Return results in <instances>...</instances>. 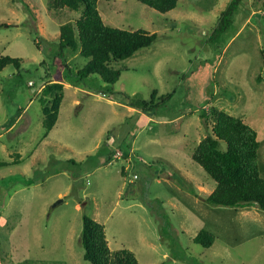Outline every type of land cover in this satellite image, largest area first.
I'll use <instances>...</instances> for the list:
<instances>
[{"label":"rangeland","instance_id":"rangeland-1","mask_svg":"<svg viewBox=\"0 0 264 264\" xmlns=\"http://www.w3.org/2000/svg\"><path fill=\"white\" fill-rule=\"evenodd\" d=\"M52 1L0 0V54L22 60L0 74V161L10 164L0 167V264H92L85 215L105 226L113 251L131 250L141 264H264V211L208 201L217 183L193 159L214 127L202 112L216 107L258 132L264 176V0H242L220 33L232 0H178L168 13L99 0L107 25L158 35L112 64L121 71L114 85L80 81L90 59L62 51L60 34L84 7ZM61 81L72 87L45 138L54 96L42 91ZM155 92V109L120 104ZM203 229L214 236L209 248L194 241Z\"/></svg>","mask_w":264,"mask_h":264},{"label":"trees","instance_id":"trees-1","mask_svg":"<svg viewBox=\"0 0 264 264\" xmlns=\"http://www.w3.org/2000/svg\"><path fill=\"white\" fill-rule=\"evenodd\" d=\"M241 1L232 0L222 11L219 27L215 33L223 32L232 24V18ZM142 2L161 13H168L178 6V0H142ZM51 5L56 9L69 8L74 11L84 7L83 15L75 23L68 22L61 26L60 34L62 51L70 49L90 59L89 64L78 71L80 81L99 75L105 82L114 85L121 71L114 69L112 64L115 61L131 58L139 50L152 46L157 40V33L144 29L132 31L107 25L99 10V0H53ZM21 61L19 58L0 54V74L8 65L20 67ZM42 93L43 99L48 95L54 96L49 103L44 104L43 108L46 138L58 122L64 100V84L49 83ZM156 95L155 92L151 101L126 102L144 111L152 110L159 106L156 100L161 99V97L156 99ZM164 98L165 96H162V100ZM202 117L207 121L213 120L214 127L212 132L199 143L193 159L217 183L208 201L239 208L256 205L264 211V176L260 166L262 145L258 132L240 117L216 107L211 112L203 110ZM112 153L110 161L114 155ZM9 165L8 162L0 161V167ZM194 241L209 248L214 243V236L203 229ZM82 244L85 249V259L92 264H141L131 250L113 251L109 245L105 226L88 215L84 216Z\"/></svg>","mask_w":264,"mask_h":264},{"label":"crops","instance_id":"crops-1","mask_svg":"<svg viewBox=\"0 0 264 264\" xmlns=\"http://www.w3.org/2000/svg\"><path fill=\"white\" fill-rule=\"evenodd\" d=\"M79 53V52H78ZM61 82H63V81H61ZM68 86L69 87H72V85L70 84V85H68V84H66V83H64V100H65V90L66 89H68ZM44 87V86H43ZM42 87V88H43ZM74 89H76V90H80V87L79 86H75V88ZM64 100H63V102H64ZM63 102H62V104H63ZM110 102H116L115 100H110ZM123 107H129V110H131V111H136L137 109H136V107H133V106H131V105H129L128 103H126V102H122V103H120ZM61 108H62V105H61ZM138 111V110H137ZM61 112H62V110L60 109V115H59V118H60V116H61ZM147 116H148V118H149V120H151V121H156L157 120V117L155 116V115H152V113L150 112H144ZM165 123H172V121H166ZM56 125H57V123H56ZM56 125H55V127H56ZM54 127V128H55ZM11 129L13 128V125L10 127ZM54 128H53V130H54ZM53 130L51 131V132H53ZM50 134V133H49ZM116 151V150H115Z\"/></svg>","mask_w":264,"mask_h":264},{"label":"built area","instance_id":"built-area-1","mask_svg":"<svg viewBox=\"0 0 264 264\" xmlns=\"http://www.w3.org/2000/svg\"><path fill=\"white\" fill-rule=\"evenodd\" d=\"M123 156H124V152H122L121 150L117 151V152L115 153V155H114V157H115L116 159L121 158V157H123Z\"/></svg>","mask_w":264,"mask_h":264}]
</instances>
